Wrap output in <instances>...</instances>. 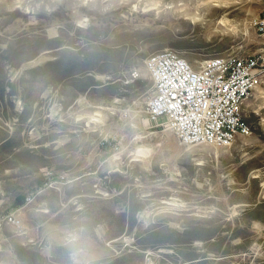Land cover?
Instances as JSON below:
<instances>
[{
  "label": "rangeland",
  "instance_id": "obj_1",
  "mask_svg": "<svg viewBox=\"0 0 264 264\" xmlns=\"http://www.w3.org/2000/svg\"><path fill=\"white\" fill-rule=\"evenodd\" d=\"M263 12L264 0H0V264H73L72 236L92 264L119 250L162 263L168 249L139 242L193 264H264V220L243 213L264 201V85L245 107L251 133L185 147L147 122L145 67L165 49L193 65L264 49Z\"/></svg>",
  "mask_w": 264,
  "mask_h": 264
},
{
  "label": "built area",
  "instance_id": "obj_2",
  "mask_svg": "<svg viewBox=\"0 0 264 264\" xmlns=\"http://www.w3.org/2000/svg\"><path fill=\"white\" fill-rule=\"evenodd\" d=\"M252 26L264 35V12ZM194 64L174 49L148 56L145 67L153 91L147 122L185 147H228L238 134L251 133L245 107L264 85V49L229 51Z\"/></svg>",
  "mask_w": 264,
  "mask_h": 264
},
{
  "label": "crops",
  "instance_id": "obj_3",
  "mask_svg": "<svg viewBox=\"0 0 264 264\" xmlns=\"http://www.w3.org/2000/svg\"><path fill=\"white\" fill-rule=\"evenodd\" d=\"M129 208H127L126 210V216L129 217ZM127 230L122 231V233H126ZM168 250H162V252H165V255H163V259L160 260L162 263L160 264H193L195 262H199V259H193V260H187V259H182L179 257V253H178V249H176L175 246H167ZM130 253V251H125L123 252L122 250H119V252H116L114 255H110L108 256V258L106 259V263L104 264H135V263H130L128 262V254ZM143 254H148L149 250H146L144 252H141ZM178 253V254H176ZM152 258L155 257V255L151 254ZM165 257V258H164ZM179 258L176 259V258ZM151 258V259H152ZM159 262V260H157ZM138 264H155L154 261H151V263H148L147 260L145 259L143 262H140Z\"/></svg>",
  "mask_w": 264,
  "mask_h": 264
},
{
  "label": "trees",
  "instance_id": "obj_4",
  "mask_svg": "<svg viewBox=\"0 0 264 264\" xmlns=\"http://www.w3.org/2000/svg\"><path fill=\"white\" fill-rule=\"evenodd\" d=\"M36 72V70H33L32 71V73H35ZM15 202H16V204L17 205H15L16 207H22L24 204H25V202H26V199L25 198H23V197H20V198H17L16 200H15ZM264 207V201H262V205H261V207H256L255 209H252L251 211H249L248 209H246L243 213L245 214V215H249V216H251V217H255V218H259L260 220H264V214L263 215H261V216H259L258 215V212H259V209H262ZM259 208V209H258ZM121 232V231H120ZM151 232V231H150ZM152 233V232H151ZM119 234H122V233H119ZM118 234V235H119ZM154 234V233H153ZM216 241V240H215ZM139 244V246H140V248H141V252H144V251H146L147 249H149V247L150 248H152V247H155V248H157V249H159V248H167V246H175L174 244H172V245H165V244H162V245H160V244H157V245H153V244H146V245H140L141 243L139 242V243H137L136 245H138ZM211 253L213 252V251H210ZM210 252H208V254H210ZM214 254V253H213ZM224 254V255H223ZM215 255H222V256H220V257H224V258H226V257H228V255H227V253L225 252V253H222V254H217V253H215ZM213 256V258H215L216 256ZM192 257H185L184 259H187V260H193V258L191 259ZM128 260V262H130V263H132V261H131V259H127Z\"/></svg>",
  "mask_w": 264,
  "mask_h": 264
},
{
  "label": "clouds",
  "instance_id": "obj_5",
  "mask_svg": "<svg viewBox=\"0 0 264 264\" xmlns=\"http://www.w3.org/2000/svg\"><path fill=\"white\" fill-rule=\"evenodd\" d=\"M79 237L72 236L69 238V245L72 249L73 264H92L87 258H81L84 255V250L78 244Z\"/></svg>",
  "mask_w": 264,
  "mask_h": 264
}]
</instances>
